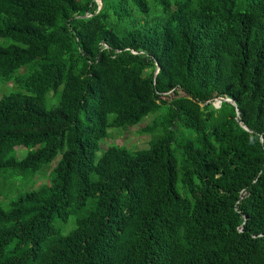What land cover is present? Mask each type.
<instances>
[{
  "label": "trees",
  "instance_id": "16d2710c",
  "mask_svg": "<svg viewBox=\"0 0 264 264\" xmlns=\"http://www.w3.org/2000/svg\"><path fill=\"white\" fill-rule=\"evenodd\" d=\"M1 38L0 264H264V0H0Z\"/></svg>",
  "mask_w": 264,
  "mask_h": 264
},
{
  "label": "rangeland",
  "instance_id": "374dc122",
  "mask_svg": "<svg viewBox=\"0 0 264 264\" xmlns=\"http://www.w3.org/2000/svg\"><path fill=\"white\" fill-rule=\"evenodd\" d=\"M157 16L158 14L156 12H153L150 18H155ZM8 42L9 40L7 39H3V38L0 39V43H8ZM14 90L15 89L13 88L12 81L11 82H0V97L4 95H8ZM56 101L57 100L54 97H52L51 102L48 101V105H50L51 103L55 104ZM214 103L216 104V101ZM214 103H213L214 107L218 105V104L214 105ZM161 112L162 111L160 110L158 112L149 113L139 123H136L133 125L109 128L107 136L103 138L99 143V151L97 152V154H101L102 151L106 149V147L113 145V144H116V145L124 144L126 146H134L136 149H142V148L147 147L152 135L150 133L142 132L141 128L147 124H150L152 120L154 119V117ZM16 149L18 150L19 154L21 152L23 153L22 155L26 153V148L16 147ZM57 159L58 158L53 160L50 166H53L56 163ZM47 173L48 172H46L45 175H40V174L35 175L34 176L35 178L32 179L29 185H33L34 182L37 183V181H46ZM6 182H9V181L6 180ZM35 185L37 186L38 184H35Z\"/></svg>",
  "mask_w": 264,
  "mask_h": 264
},
{
  "label": "water",
  "instance_id": "95a60500",
  "mask_svg": "<svg viewBox=\"0 0 264 264\" xmlns=\"http://www.w3.org/2000/svg\"><path fill=\"white\" fill-rule=\"evenodd\" d=\"M99 1V3H100V0H98ZM225 100H227V101H230L231 103H233V100L232 99H230V98H225ZM220 102H221V100H216V104H218V105H216L214 102V105H216L215 107H219V104H220ZM239 114V112L237 113V115Z\"/></svg>",
  "mask_w": 264,
  "mask_h": 264
}]
</instances>
